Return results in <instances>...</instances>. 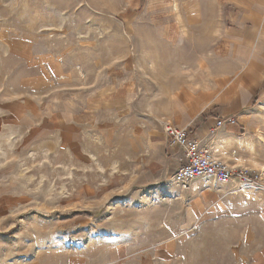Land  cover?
I'll return each instance as SVG.
<instances>
[{
    "label": "rangeland",
    "instance_id": "rangeland-1",
    "mask_svg": "<svg viewBox=\"0 0 264 264\" xmlns=\"http://www.w3.org/2000/svg\"><path fill=\"white\" fill-rule=\"evenodd\" d=\"M260 55L264 0H0V264H264ZM212 117L262 187L170 178Z\"/></svg>",
    "mask_w": 264,
    "mask_h": 264
},
{
    "label": "built area",
    "instance_id": "built-area-1",
    "mask_svg": "<svg viewBox=\"0 0 264 264\" xmlns=\"http://www.w3.org/2000/svg\"><path fill=\"white\" fill-rule=\"evenodd\" d=\"M228 120L216 118L214 124L209 126L207 135L202 137L198 136L192 126L177 127L171 120H162L167 139L173 148L169 161L171 179L182 184L205 179L215 186H227L235 194L263 186L259 171L230 163L214 143L217 132L226 126Z\"/></svg>",
    "mask_w": 264,
    "mask_h": 264
},
{
    "label": "crops",
    "instance_id": "crops-1",
    "mask_svg": "<svg viewBox=\"0 0 264 264\" xmlns=\"http://www.w3.org/2000/svg\"><path fill=\"white\" fill-rule=\"evenodd\" d=\"M10 110H12V112L11 113H9L10 115L11 114H13V112H14V114L16 115V110L15 109H10ZM7 111H8V109L6 108V109H4L3 107H2V105H0V134L2 133H5V129H7V125L8 124H12L14 121L16 122V118L15 117H9L10 119H8V115H7ZM213 119H216L217 117H212ZM209 123V122H208ZM208 123H206V124H208ZM214 124V121L213 122H211V123H209L208 125L209 126H211V125H213ZM209 126H208V128H209ZM201 130H203V129H201ZM221 130V129H220ZM196 132H197V134H198V136H200V137H202V132L201 131H198V130H196ZM207 134V133H206ZM169 146H170V144H169ZM173 149V148H172ZM172 152H173V150H172ZM172 152H170L171 154H172ZM172 156V155H171ZM170 159H171V157H170Z\"/></svg>",
    "mask_w": 264,
    "mask_h": 264
},
{
    "label": "bare ground",
    "instance_id": "bare-ground-1",
    "mask_svg": "<svg viewBox=\"0 0 264 264\" xmlns=\"http://www.w3.org/2000/svg\"><path fill=\"white\" fill-rule=\"evenodd\" d=\"M261 55H263V52L262 53H260ZM261 55H260V58L261 59H264L263 57L264 56H262L261 57ZM263 138V136H260V139H262ZM219 148V147H218ZM250 148H251V150H254L255 149V145H254V143L253 142H250ZM252 153V152H251ZM238 159V162H239V164H242L243 163V159L242 158H237ZM263 169H264V166H263ZM197 190V189H196Z\"/></svg>",
    "mask_w": 264,
    "mask_h": 264
}]
</instances>
